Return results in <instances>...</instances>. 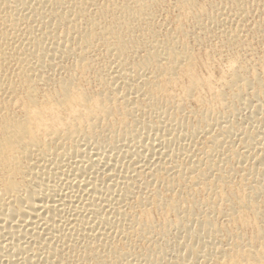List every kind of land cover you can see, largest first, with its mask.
<instances>
[{
    "label": "bare ground",
    "instance_id": "1",
    "mask_svg": "<svg viewBox=\"0 0 264 264\" xmlns=\"http://www.w3.org/2000/svg\"><path fill=\"white\" fill-rule=\"evenodd\" d=\"M263 8L0 0V264H264Z\"/></svg>",
    "mask_w": 264,
    "mask_h": 264
},
{
    "label": "rangeland",
    "instance_id": "2",
    "mask_svg": "<svg viewBox=\"0 0 264 264\" xmlns=\"http://www.w3.org/2000/svg\"><path fill=\"white\" fill-rule=\"evenodd\" d=\"M215 1V0H214ZM167 6V7H166ZM166 6L164 5L160 10H159V12H160V16L162 17V18H167L168 16V18H173L174 17V15L176 14V11L174 10L173 11V9H170L169 7H168V5L166 4ZM264 9V8H263ZM263 9H259V10H255L254 11V14L252 15V17H251V19H250V22L249 23H256V22H261V21H264V10ZM262 10V11H261ZM257 12V13H256ZM167 13V14H166ZM259 13V14H258ZM165 16V17H164ZM259 19V20H258ZM259 38H260V40H259ZM254 43H253V46H254V48H255V46H256V48H257V50H255V53H256V55L259 57V58H264V35H263V37L261 36V37H258V38H255L254 40ZM260 61V60H259ZM251 62H254V61H251ZM216 64V65H215ZM219 67H218V66ZM221 67V65L219 64V63H215L214 62V64H213V68H211V71L212 72H214L216 75H218L219 74V68ZM202 70H201V73H203V74H206L207 73V69L206 68H204V67H202L201 68ZM206 69V70H205ZM206 71V72H205ZM218 72V73H217ZM241 110H246L245 108H242ZM242 112H246V111H242Z\"/></svg>",
    "mask_w": 264,
    "mask_h": 264
}]
</instances>
